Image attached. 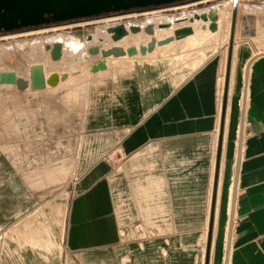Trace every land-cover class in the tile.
Wrapping results in <instances>:
<instances>
[{"label": "crops", "instance_id": "1", "mask_svg": "<svg viewBox=\"0 0 264 264\" xmlns=\"http://www.w3.org/2000/svg\"><path fill=\"white\" fill-rule=\"evenodd\" d=\"M188 5L193 11L199 4ZM174 8L164 11L185 10ZM223 38L197 35V43H206L190 69L173 51L156 49V55L123 57L92 72L77 133L106 145L74 147L79 162L97 156L73 182L63 238L55 233L46 253L18 250L12 264H20V256L24 264H204L228 54ZM236 43L235 67L243 66L240 108L245 65L257 56L249 69L229 264H264V51L245 46L235 31ZM233 70L232 62L210 264L219 253L222 217L225 250L235 173L240 110L236 121Z\"/></svg>", "mask_w": 264, "mask_h": 264}, {"label": "rangeland", "instance_id": "2", "mask_svg": "<svg viewBox=\"0 0 264 264\" xmlns=\"http://www.w3.org/2000/svg\"><path fill=\"white\" fill-rule=\"evenodd\" d=\"M203 1L204 7L202 8L208 7V0ZM221 1L223 4L227 1L226 4L229 5V0ZM240 1L236 39L245 46L253 47L256 51L261 52L264 50V0ZM198 3L195 2V4ZM173 7H175L174 9L178 8V6ZM179 7L185 9L184 15L180 12L173 18L185 16L186 12L193 14V11L189 10L188 4ZM190 7L193 6L190 5ZM167 14L171 19L172 16ZM143 15L141 18L144 17ZM134 16L136 17V15ZM231 16L232 11L230 12V10L223 13L219 32L213 33L209 30L196 29L195 34L210 37L218 35L220 37L222 34L224 38L221 43L228 46ZM96 20L98 19L87 22L94 25L96 23L93 21ZM83 23L87 24L86 21L76 23L69 21L50 26L16 30L8 35L34 32L28 35L48 36L57 31L69 29L82 33L86 28ZM222 28L224 30L221 32ZM197 35L181 42L174 41L170 45L159 46L156 49H158L157 51H173L179 56L180 65L190 69L194 64V54L203 51L202 47L206 43L205 41L197 43L198 41L195 40ZM6 36L0 37L5 38ZM23 36L25 38L26 35ZM140 36L143 37V34ZM204 37L206 38V36ZM137 40L141 41L140 38ZM187 42L193 44L186 46ZM131 43L133 42L131 41ZM237 43L235 51L238 48ZM17 49L15 46L5 54L6 64L10 68L21 71L22 74H29V64L32 59L19 57ZM26 51L28 49H25ZM157 51L148 55H156ZM224 51H227L226 47ZM89 55L86 54L82 60L68 57L67 63H63V60L49 66L48 68L51 69L54 67L67 70L71 75L69 79L58 86L16 92L17 89L14 86L8 85L11 89L7 85H0V87L3 86L0 89V264H12L11 259L15 257V252L20 250L22 254L23 251H27V247L33 251L40 248V252L46 253L47 249H42L45 248V244L47 247L48 243H52L55 233H59L61 239L63 238L73 182L92 161V158L97 156L83 155L84 159L79 162L74 153V147L78 145H106L104 140L91 136L82 137L77 133L83 124L87 109L86 96L90 79L93 76L90 64L98 59L96 55ZM127 57L129 58V56ZM136 57L140 58L142 55L133 58ZM34 59L37 57L35 56ZM40 60L42 61V59ZM115 62L117 60L112 58L109 65ZM7 66L1 64L0 69L3 67L5 69ZM242 67L237 69L235 60H233L235 83L232 84L231 106L232 115L234 114L236 121L240 110L238 100H240L239 88L243 79ZM76 69L80 72L73 74L77 71ZM225 224L226 217H222L216 236L219 253L214 255L213 264L222 263ZM20 259V264H24L21 256Z\"/></svg>", "mask_w": 264, "mask_h": 264}, {"label": "water", "instance_id": "3", "mask_svg": "<svg viewBox=\"0 0 264 264\" xmlns=\"http://www.w3.org/2000/svg\"><path fill=\"white\" fill-rule=\"evenodd\" d=\"M199 2L198 6L194 8L193 15L190 17H175L174 20H170L167 23L161 25L166 27H171L173 21L176 24L187 21L188 24L178 25L173 31V35L166 37L162 40H159L160 44L169 43L184 37L193 32V27L191 22H194L195 19L202 20L204 23L201 24V29L210 30L215 32L219 28V10L217 7L202 8L204 7L203 0H0V32H5L0 36H6L16 30L20 31L23 29L29 28H38L41 26H50L51 24H60L66 23L69 21L74 22H83L93 19H100L105 17L133 14V13H142L148 10H157L173 7V6H182L185 4ZM222 4H219V7H222ZM185 10H183L184 12ZM237 15L238 9L235 5L232 10L231 16V25L228 39V54H227V63L225 71V82L223 89V98H222V111H221V120L219 127V139H218V148H217V160L214 176V185H213V194H212V206H211V215L209 220V227L207 233V243L205 251L204 264H210L211 261V249L213 242V233L215 225V209L217 202V192L219 184V175H220V163L221 155L223 150L224 142V133H225V124H226V115H227V106L229 100V89H230V80H231V71H232V62H233V52L235 47V31L237 24ZM172 18L174 15H171ZM125 22V21H124ZM120 23L119 25L109 29L112 32V41H117L122 36L127 35L130 31H137L140 29L138 25H131L130 29H127L125 23ZM145 31H151V25L145 27ZM110 41V40H109ZM108 41V43H109ZM155 48V38L151 39V42L147 46L145 43H141L139 48L135 45H130L127 49L128 56H134L138 53L145 55L147 51L152 52ZM53 55L57 56L60 54L59 44L54 45ZM94 55V54H91ZM103 58L110 56L107 51L102 52ZM257 56V53L252 55L245 65V83L243 88L242 103L240 108V122H239V132H238V146H237V155L235 163V173L233 178V185L231 191V205L230 212L228 217V229L225 242L224 258L223 264H229L231 245H232V235H233V226L235 220V208L237 202V190L239 182V172L241 166V157H242V147L243 139L245 132V119H246V110H247V101H248V81H249V69L252 61ZM37 66L34 65L30 68L29 74L33 77ZM108 65L104 59H100L96 62L90 64L91 72H98L100 70H106ZM1 77H7V79H14L12 73H1Z\"/></svg>", "mask_w": 264, "mask_h": 264}, {"label": "bare ground", "instance_id": "4", "mask_svg": "<svg viewBox=\"0 0 264 264\" xmlns=\"http://www.w3.org/2000/svg\"><path fill=\"white\" fill-rule=\"evenodd\" d=\"M226 3H224L222 7L214 6V7H217L219 10V15H220L219 20H218L219 25H220L223 13L227 12L228 10H230L231 12L235 5L237 6V9H238L241 1L240 0H237V1L229 0L228 6ZM134 15H136V17ZM141 15H143L144 17L141 18ZM167 15L168 14L162 9L148 10L142 13L140 12V13H133V14L117 15V16L105 17L103 19L100 18L96 21H93V23L94 22L96 23L94 25L90 24L91 22L86 21L87 24L83 23L84 25H86V28L84 32L82 33H79L78 31H74V29H69V30H64V31H57L53 34H49L48 36H42L41 34L28 35L31 33L29 32L25 34L20 33V34L7 35L5 37L7 40H4L5 38L0 37V65L4 64L7 66L6 60H5V54L8 53V51H11L13 47L15 48V46L16 48H18L17 54H19V57L23 59L25 57L27 59L29 58L32 59L29 64V70L34 65H40V66H37V69L35 72L36 75L33 77L30 74H22L21 71L10 68L9 66H7V68L5 69L3 67V69H0V85H4V86L7 85V87H9L8 85L12 87L14 86L17 89L16 92L17 91L26 92L29 89H34V90L43 89L47 86L55 87V86L60 85L67 79H69L71 75L67 70L55 69L54 67L53 69H51L48 67L53 66L54 63L58 61L64 60L63 63H67L68 57L70 59L72 57H75L74 58L75 60H82L86 54L87 55L94 54L96 55V57L99 56L100 59H104L106 61V64L108 65L109 61L112 58H115L118 60L123 57L124 59L125 57L127 58L128 56L127 49L130 45H135L136 47L139 48L141 43H145L148 46L149 43L151 42V39L154 37L155 38V48L153 51H155L156 48H158L159 46H166L170 43H173L174 41L181 42L186 39H190L191 37H194L196 29L203 30L201 29V24L204 23V21L195 19L194 22H191V26L193 27L192 33L184 37L175 39L172 42L160 44L159 40H162L166 37L173 35V31L175 27H177L178 25L188 24L187 21L186 22L182 21L178 24H176V22L173 21L171 27L163 26L161 24L167 23L170 20H174V18H171V19L170 17L168 18ZM182 15H184V12H182ZM192 15L193 14H189L188 12H186L185 17H190ZM121 22L125 23L127 29H130L131 25H138L140 29L137 31H132L130 29L127 35L122 36L117 41H112L111 40L112 32H110L109 29L119 25ZM149 25H151V31L146 32L145 27ZM216 32H219V31L216 30L213 33H216ZM142 34H143V37L145 36L146 38L141 37L140 35ZM23 35H26L25 38ZM139 38L141 41L137 40ZM108 41L110 43H108ZM131 41L133 43L130 44ZM56 44H59L60 46V54H58L57 56H54L52 51H53L54 45ZM187 44L188 42L185 43L186 46ZM25 49H28V51L25 52ZM103 51H107V53L110 54V56L107 55V57L103 58V55H102ZM150 53L152 52L147 51L145 55H148ZM136 55H140V53ZM35 56L37 57V59L33 60ZM40 59H42V61ZM98 60L99 59H97V61ZM58 66L56 67L58 68ZM5 72L12 73L14 79L9 80L7 79V77L2 78L1 73L3 74ZM79 72L80 70H77L73 72V74H78ZM1 88H3V86H1L0 89Z\"/></svg>", "mask_w": 264, "mask_h": 264}, {"label": "flooded vegetation", "instance_id": "5", "mask_svg": "<svg viewBox=\"0 0 264 264\" xmlns=\"http://www.w3.org/2000/svg\"><path fill=\"white\" fill-rule=\"evenodd\" d=\"M23 30H24V29H23ZM3 33H5V32H3V31H2V32H0V35H1V34H3Z\"/></svg>", "mask_w": 264, "mask_h": 264}, {"label": "built area", "instance_id": "6", "mask_svg": "<svg viewBox=\"0 0 264 264\" xmlns=\"http://www.w3.org/2000/svg\"><path fill=\"white\" fill-rule=\"evenodd\" d=\"M235 1H237V0H235ZM76 23V22H75Z\"/></svg>", "mask_w": 264, "mask_h": 264}]
</instances>
